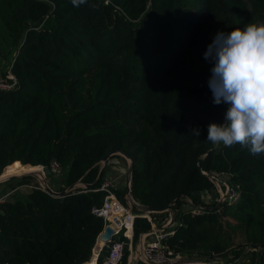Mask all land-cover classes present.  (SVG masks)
Wrapping results in <instances>:
<instances>
[{"label":"trees","instance_id":"obj_1","mask_svg":"<svg viewBox=\"0 0 264 264\" xmlns=\"http://www.w3.org/2000/svg\"><path fill=\"white\" fill-rule=\"evenodd\" d=\"M250 23H264V0H0V78L13 81L0 89V178L52 160L65 169L52 190L61 196L36 187L0 204V264L90 259L103 228L92 212L103 192L92 189L108 152L130 161L132 241L150 229L143 207L172 203L164 243L174 254L264 264V153L206 139L227 105L213 103L204 53L218 32ZM211 171L228 175L236 201L201 202ZM114 192L124 202V188ZM185 198L196 213L178 208Z\"/></svg>","mask_w":264,"mask_h":264},{"label":"clouds","instance_id":"obj_2","mask_svg":"<svg viewBox=\"0 0 264 264\" xmlns=\"http://www.w3.org/2000/svg\"><path fill=\"white\" fill-rule=\"evenodd\" d=\"M71 2L79 7L86 0ZM204 57L213 64L208 81L213 103L227 105L223 122L208 125L206 139L264 153V23L218 32Z\"/></svg>","mask_w":264,"mask_h":264},{"label":"built area","instance_id":"obj_3","mask_svg":"<svg viewBox=\"0 0 264 264\" xmlns=\"http://www.w3.org/2000/svg\"><path fill=\"white\" fill-rule=\"evenodd\" d=\"M7 78L9 80H13V77L9 72H7ZM12 84L13 81L7 82L0 78V89L8 90ZM40 171L42 176L44 173L46 175H56L60 172V165L57 161L52 160L49 162L47 167L44 168L40 166ZM203 174L216 188L221 185L220 177H223L226 180L228 177L225 173L213 171L203 172ZM227 184L228 185L224 188V194H221L220 198L221 200L226 199L228 202H234L238 198L237 189L231 186L228 182ZM126 185L123 194L124 202H122L114 192L116 186L112 178L103 177L99 184L92 189V191L103 192L100 205L92 208V212L102 218L103 227L109 226L113 232L111 241L105 246V256L99 264H119L125 247L128 251V255L130 253L134 214L131 211V198L129 196V192L127 193L126 191ZM26 186L29 188L37 187L42 189L39 184L37 186H34V184H27ZM12 191L13 190H9L0 193V204L7 200ZM222 196H224V198ZM197 211V207L190 208V213L192 214ZM146 213L147 212H144L142 216L150 223V229L148 232L139 236V238H141L140 258L143 264H209V262L204 260H192L181 257L178 254H174L164 243V239L169 233L168 229L173 224L172 213H170L169 210L167 211V218L157 223L153 222L150 216ZM170 218L171 221L168 222ZM98 251L96 253H92L90 260L81 264H89L92 259V264H97L96 261ZM125 264H127V260Z\"/></svg>","mask_w":264,"mask_h":264},{"label":"rangeland","instance_id":"obj_4","mask_svg":"<svg viewBox=\"0 0 264 264\" xmlns=\"http://www.w3.org/2000/svg\"><path fill=\"white\" fill-rule=\"evenodd\" d=\"M203 40H205V39H203ZM64 170L65 169H62L61 168V170H60V172L58 174H56V175L48 174L50 176H46V174L44 173L43 174V177H44V179H46V184L48 186L50 185V187L53 188L52 183L54 184L55 181H57L62 176V174L64 173ZM6 175H10V173H8ZM18 175H20V174H18ZM40 176H39V178H40ZM124 179H125V175L123 176V182H124ZM5 181H4L5 183L4 182L0 183V189H1L0 192H4V190H3L4 188L2 189V187H4V184H6L8 182H13V181L15 182L17 180H16V178H10V179L8 178ZM220 182H221V185H219L218 188L214 187L213 188V191L210 194L204 195L203 198L201 199V202L204 203V202H212V201H215V200H221L220 196H221V194H224V188H225L226 185H228L227 184L228 181L225 178L220 177ZM28 183L29 184H31V183L34 184V183H36V181H35V179L31 178ZM5 188H7V187H5ZM27 191H28L27 189L20 188L19 191H18V193H17V195L18 196H21L22 195L21 197L26 198V196H27L26 192ZM222 197L224 198V196H222ZM190 204H191L190 203V200L185 198V199H183L179 203L178 208L179 209L191 208L192 206ZM169 211L173 215L172 210L169 209ZM172 218H173V216H172ZM140 246H141V238L138 237L134 241H132V239H131V252L127 256V262H128V264H141L142 263L141 262V258H140ZM92 263H93V259H92L91 264Z\"/></svg>","mask_w":264,"mask_h":264},{"label":"crops","instance_id":"obj_5","mask_svg":"<svg viewBox=\"0 0 264 264\" xmlns=\"http://www.w3.org/2000/svg\"><path fill=\"white\" fill-rule=\"evenodd\" d=\"M128 164H129L128 159H126L124 156H122V155H120L118 153L112 154V156L110 158H108V160L105 163L106 170H105V173H104V177H106V178H112L113 179V182H114V184H115V186H116L117 189L125 188L126 178H127L126 175H127V167H128ZM38 166H40V165H38ZM124 175H125V179H124V182H123V176ZM13 177H18V176H13ZM30 177L33 178V179H35L36 183H38L37 177L39 178V176H36V177L35 176H30ZM6 179H8V178H5V179L1 180L0 183L4 182ZM45 182H46V180H45ZM36 183H34V184H36ZM27 184H29V183L21 184V185H18V186L17 185L16 186H14V185L7 186L8 183H6V184H4V187H2V189L4 188L3 189L4 191L13 190L11 192V196L14 199L15 198L21 199V198H23V197H21L22 195L21 196H18L17 193H18V191H19L20 188H24V189H27L28 190L26 192V194H27L29 192V190H30V188L28 186H26ZM31 184H33V183H31ZM52 186H53V188H51L50 185L48 187L51 190H54V189H56V186L57 185H56V183H54V184L52 183ZM5 187H7V188H5ZM130 252H131V249H130ZM91 262H92V260H91ZM127 264H128V262H127Z\"/></svg>","mask_w":264,"mask_h":264},{"label":"water","instance_id":"obj_6","mask_svg":"<svg viewBox=\"0 0 264 264\" xmlns=\"http://www.w3.org/2000/svg\"><path fill=\"white\" fill-rule=\"evenodd\" d=\"M114 153H117V152H108L106 155H104L102 160H101L102 165L105 164L107 159L109 158V156L114 154ZM118 154H120V153H118ZM120 155H122V154H120ZM122 156H124V155H122ZM126 159H128V158H126ZM128 161H129V159H128ZM129 164H130V161H129ZM129 164H128V167H127V175H126L127 176V178H126V182H127L126 191H127V193L129 192V179H130V165ZM39 173L41 174V171ZM23 175L35 176L36 177L35 172H27V173L20 174V176H23ZM13 176H15V175H13ZM99 176H100V171L97 174V178ZM9 177H12V176H9ZM9 177H6V178H9ZM3 179H5V178H3ZM3 179H0V181L3 180ZM37 179H38V184L42 187V190H44L46 193H48L50 195H53V196H61L62 195L63 192L52 191L48 187V185L46 184L43 176H41L40 178L37 177ZM92 185L93 184H88V185H86V187L90 188V187H92ZM195 193H198V192L195 191ZM171 204L172 203L167 204L164 207L156 208V209H152V208H149V207H143L142 210L144 212H148V211H153V212L168 211L170 209ZM216 206L217 205H215L213 208H216ZM169 221H171V218L168 220V222ZM112 234H113V232H112L111 228L109 226H104L102 231L100 233H98V235L96 236L95 247H94L93 253H96L99 249H101L102 247H105L111 241Z\"/></svg>","mask_w":264,"mask_h":264},{"label":"bare ground","instance_id":"obj_7","mask_svg":"<svg viewBox=\"0 0 264 264\" xmlns=\"http://www.w3.org/2000/svg\"><path fill=\"white\" fill-rule=\"evenodd\" d=\"M40 168H38V169H34V170H28V171H24V172H21V173H18V174H23V173H27V172H35V175L36 176H40L41 174L39 173L40 172V170H39ZM39 173V174H38ZM18 174H10V175H5L3 178H6V177H9V176H13V175H18ZM42 176V175H41ZM40 176V177H41ZM3 178H0V179H3Z\"/></svg>","mask_w":264,"mask_h":264}]
</instances>
